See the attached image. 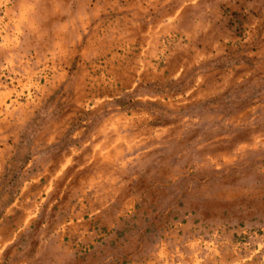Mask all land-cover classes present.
Instances as JSON below:
<instances>
[{
    "label": "rangeland",
    "instance_id": "rangeland-1",
    "mask_svg": "<svg viewBox=\"0 0 264 264\" xmlns=\"http://www.w3.org/2000/svg\"><path fill=\"white\" fill-rule=\"evenodd\" d=\"M0 264H264V0H0Z\"/></svg>",
    "mask_w": 264,
    "mask_h": 264
}]
</instances>
